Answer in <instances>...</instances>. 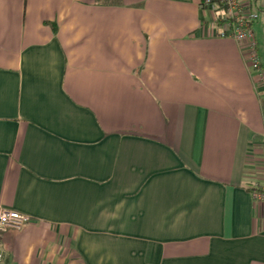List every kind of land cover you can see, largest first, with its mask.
Wrapping results in <instances>:
<instances>
[{"label":"crops","instance_id":"0c3cea01","mask_svg":"<svg viewBox=\"0 0 264 264\" xmlns=\"http://www.w3.org/2000/svg\"><path fill=\"white\" fill-rule=\"evenodd\" d=\"M202 1L0 0V264H264V91Z\"/></svg>","mask_w":264,"mask_h":264},{"label":"built area","instance_id":"2783aa9c","mask_svg":"<svg viewBox=\"0 0 264 264\" xmlns=\"http://www.w3.org/2000/svg\"><path fill=\"white\" fill-rule=\"evenodd\" d=\"M202 5L214 13L213 20L220 38H230L242 45L246 55V66L254 74L257 90L264 91V69L261 67L254 39L253 24L258 20L259 8H252L246 0H203ZM264 190V189H263ZM257 199L264 195L254 192ZM31 220L30 215L8 208L0 209V233L21 229ZM2 258L0 249V260Z\"/></svg>","mask_w":264,"mask_h":264},{"label":"trees","instance_id":"16d2710c","mask_svg":"<svg viewBox=\"0 0 264 264\" xmlns=\"http://www.w3.org/2000/svg\"><path fill=\"white\" fill-rule=\"evenodd\" d=\"M105 2H109V3H114V2H117L118 0H104ZM247 190H249L251 193H254V192H260V193H263L264 194V190L257 187V186H247Z\"/></svg>","mask_w":264,"mask_h":264}]
</instances>
